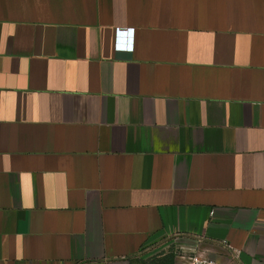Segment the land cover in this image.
Wrapping results in <instances>:
<instances>
[{"label":"crops","instance_id":"obj_1","mask_svg":"<svg viewBox=\"0 0 264 264\" xmlns=\"http://www.w3.org/2000/svg\"><path fill=\"white\" fill-rule=\"evenodd\" d=\"M264 264V0H0V264Z\"/></svg>","mask_w":264,"mask_h":264},{"label":"rangeland","instance_id":"obj_2","mask_svg":"<svg viewBox=\"0 0 264 264\" xmlns=\"http://www.w3.org/2000/svg\"><path fill=\"white\" fill-rule=\"evenodd\" d=\"M189 255L185 249L175 242L153 246L146 249L140 258L138 264H185L186 257ZM184 256V257H183Z\"/></svg>","mask_w":264,"mask_h":264},{"label":"built area","instance_id":"obj_3","mask_svg":"<svg viewBox=\"0 0 264 264\" xmlns=\"http://www.w3.org/2000/svg\"><path fill=\"white\" fill-rule=\"evenodd\" d=\"M223 245L228 249V260H218L211 255H204L197 251H189L185 264H244L241 259L240 249L232 246L226 239L222 240ZM184 257V256H183Z\"/></svg>","mask_w":264,"mask_h":264}]
</instances>
